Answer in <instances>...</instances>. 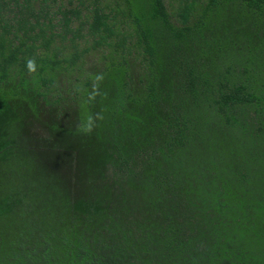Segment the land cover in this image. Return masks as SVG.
<instances>
[{"label":"trees","instance_id":"obj_1","mask_svg":"<svg viewBox=\"0 0 264 264\" xmlns=\"http://www.w3.org/2000/svg\"><path fill=\"white\" fill-rule=\"evenodd\" d=\"M0 264H264V0H0Z\"/></svg>","mask_w":264,"mask_h":264},{"label":"clouds","instance_id":"obj_2","mask_svg":"<svg viewBox=\"0 0 264 264\" xmlns=\"http://www.w3.org/2000/svg\"><path fill=\"white\" fill-rule=\"evenodd\" d=\"M89 131L91 130V129H88Z\"/></svg>","mask_w":264,"mask_h":264}]
</instances>
